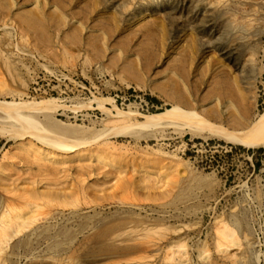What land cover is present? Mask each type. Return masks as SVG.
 <instances>
[{
  "label": "rangeland",
  "instance_id": "rangeland-1",
  "mask_svg": "<svg viewBox=\"0 0 264 264\" xmlns=\"http://www.w3.org/2000/svg\"><path fill=\"white\" fill-rule=\"evenodd\" d=\"M14 96L55 99L48 125L81 130L86 149L117 145L128 163L107 183L66 164L55 176L0 127V217L25 218L0 264H64L80 244L81 264H264V148L138 117L178 105L250 124L264 108V0H0V97ZM76 191L78 206L51 201ZM130 224L157 227L162 253L144 262L152 237L110 240ZM224 229L232 238L219 239Z\"/></svg>",
  "mask_w": 264,
  "mask_h": 264
},
{
  "label": "bare ground",
  "instance_id": "bare-ground-1",
  "mask_svg": "<svg viewBox=\"0 0 264 264\" xmlns=\"http://www.w3.org/2000/svg\"><path fill=\"white\" fill-rule=\"evenodd\" d=\"M101 101L102 104L105 101H109L114 108L118 109L119 116L127 115V112L119 108L114 100L102 99ZM57 107L55 99H25L22 96H14L12 100H6L0 97V127L3 126L11 131L13 130L14 135H12V138L26 140L25 148L29 151L35 150L37 152L36 158L39 161L47 159L52 161L53 164L51 165L40 164L41 169H44L48 173L55 174L56 176L61 170L60 166L66 164L67 170H76L77 173L81 175L85 174L90 179H93L92 176L97 175L98 179H102L104 183H107L112 173L117 174V169L113 167H118L119 171H121V167H124L128 163L127 157L125 155H119L117 145L110 142L86 149V145L91 144L94 139L86 136L81 130L76 131L77 129L69 127L62 130L48 125L45 119H50L51 116H54L51 114L57 110ZM105 112H108V110L105 109ZM223 115L213 109L203 114L193 107L183 108L178 105H173L157 113H138V117L142 119L141 124L147 128L180 127L194 137L217 134L227 141L240 144L247 148H264V108L247 126L241 123L239 117H233L232 120H229L231 126L213 122V120L226 122L227 120ZM34 140L37 141L36 144L41 146L37 147L38 145L36 146L33 143ZM66 143L68 145L64 146ZM81 146H84L83 148L85 149L78 151L77 149ZM93 158L106 163L102 164L99 161L93 160ZM39 161L36 163H40ZM87 165L89 167H86ZM77 181L85 184V179L82 177H78ZM127 183L124 182L125 187H127ZM52 184L56 185V183ZM46 188L54 191V194H58L55 188L51 187L50 183L47 184ZM84 188L87 189V185ZM116 189L117 185L115 186V191ZM48 190L47 195H51V192H48ZM96 190L101 191V186L97 184ZM72 200L75 202L71 203L70 201ZM51 201L65 206H75L80 203V195L77 191L70 194L65 193L64 197H52ZM20 219L25 220L22 214L11 210L0 217V246L5 244V236L8 234L10 227L17 224ZM92 228V225H88L82 230L80 236L83 238L88 236ZM157 232V227L147 224H130L114 231L111 234L110 240L118 244H131L147 237H152ZM224 238H232L231 232L225 229L222 230L219 239ZM160 241L161 238L159 237L149 238L146 244L148 254L142 256L140 258L141 261L146 262V259L162 253L163 248L161 247ZM83 250L84 247L80 244L72 251L74 255L69 256L68 262L64 264H81L80 254ZM121 262L122 259H119L116 254H107L99 256L92 264H120Z\"/></svg>",
  "mask_w": 264,
  "mask_h": 264
}]
</instances>
